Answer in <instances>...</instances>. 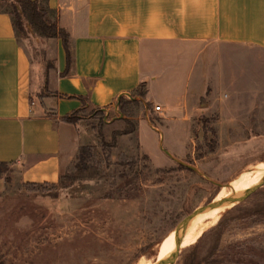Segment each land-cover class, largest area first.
<instances>
[{
    "label": "rangeland",
    "instance_id": "374dc122",
    "mask_svg": "<svg viewBox=\"0 0 264 264\" xmlns=\"http://www.w3.org/2000/svg\"><path fill=\"white\" fill-rule=\"evenodd\" d=\"M0 9L10 10L9 1L0 0ZM17 36L36 69L41 61L53 66L54 40L47 38L46 54L29 25ZM249 62L235 60L230 69L252 68ZM142 89L108 110L77 113L80 146L57 182L21 184L0 164V264H154L189 213L264 163L263 104L223 105L221 115L189 122L186 136L183 122L157 121ZM144 117L159 128L139 122L150 154L134 130L120 134ZM211 221L171 264H264V184Z\"/></svg>",
    "mask_w": 264,
    "mask_h": 264
},
{
    "label": "crops",
    "instance_id": "0c3cea01",
    "mask_svg": "<svg viewBox=\"0 0 264 264\" xmlns=\"http://www.w3.org/2000/svg\"><path fill=\"white\" fill-rule=\"evenodd\" d=\"M36 1L67 31L71 64L66 71L61 40L49 38L53 66L41 61L36 69L11 15L0 9V163L13 181L57 182L80 146L81 120L64 117L108 110L139 87L145 102L161 106L157 121L183 122L186 136L189 122L221 115L223 105H264V0ZM235 60L252 68L230 69ZM140 121L159 128L148 117L135 124L150 154Z\"/></svg>",
    "mask_w": 264,
    "mask_h": 264
},
{
    "label": "trees",
    "instance_id": "16d2710c",
    "mask_svg": "<svg viewBox=\"0 0 264 264\" xmlns=\"http://www.w3.org/2000/svg\"><path fill=\"white\" fill-rule=\"evenodd\" d=\"M9 1L10 10H6L12 18V23L15 30L23 33L26 27V24L31 27V29L41 37L45 38H59L62 42L63 48L66 54V71L68 70L71 64V50L69 35L65 29L59 27L55 21H51L48 18L47 11L42 5L41 1L36 0H7ZM4 10V9H2ZM145 89H142L139 92L141 98L144 97ZM122 99L120 97L119 101ZM78 111L64 117V121L69 123L78 122L81 117L77 114ZM134 130L132 126L129 129H125L120 132V134H128ZM4 164V163H0ZM237 208L236 206L231 209ZM230 210V209H228ZM222 220H219L217 226H220ZM193 258L191 262H193ZM209 264V263H206Z\"/></svg>",
    "mask_w": 264,
    "mask_h": 264
},
{
    "label": "bare ground",
    "instance_id": "6f19581e",
    "mask_svg": "<svg viewBox=\"0 0 264 264\" xmlns=\"http://www.w3.org/2000/svg\"><path fill=\"white\" fill-rule=\"evenodd\" d=\"M264 176V163L258 165L252 171L243 172V174L235 182H230L228 187L221 188V194L218 199L225 195L237 194L246 188L256 185ZM225 206H219L214 208H207L191 217L185 234L180 237L178 233L181 226L179 225L176 230L171 232L161 244L160 258L168 257L172 255L178 248L185 246L197 238L202 227L207 222H210L217 213ZM206 217V218H205ZM212 223V221H211ZM209 226V225H208ZM143 261V260H142ZM151 264V263H146ZM166 264V263H164Z\"/></svg>",
    "mask_w": 264,
    "mask_h": 264
},
{
    "label": "water",
    "instance_id": "95a60500",
    "mask_svg": "<svg viewBox=\"0 0 264 264\" xmlns=\"http://www.w3.org/2000/svg\"><path fill=\"white\" fill-rule=\"evenodd\" d=\"M263 184H264V176L259 181V183H257L254 186H251L249 188L244 189L240 193L225 195V196L221 197L220 199L211 200V201L207 202L206 204L197 207L191 213H189L181 222V224H180L181 228H180V231L178 233V236L182 237L185 234V231L187 229L189 221H190L191 217L194 216L195 214H197V213H199V212H201L207 208H214V207H219V206H232V205H236L238 203H241L249 195H251L259 187H261ZM178 251H179V248L177 249V251H175L172 255H170L168 257L156 259L154 264H164V263L171 264L174 261Z\"/></svg>",
    "mask_w": 264,
    "mask_h": 264
},
{
    "label": "built area",
    "instance_id": "2783aa9c",
    "mask_svg": "<svg viewBox=\"0 0 264 264\" xmlns=\"http://www.w3.org/2000/svg\"><path fill=\"white\" fill-rule=\"evenodd\" d=\"M153 109H154L155 112H160L161 111V106L159 104H155L153 106Z\"/></svg>",
    "mask_w": 264,
    "mask_h": 264
}]
</instances>
